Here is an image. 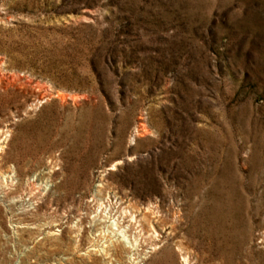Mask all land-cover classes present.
<instances>
[{
	"label": "rangeland",
	"instance_id": "obj_1",
	"mask_svg": "<svg viewBox=\"0 0 264 264\" xmlns=\"http://www.w3.org/2000/svg\"><path fill=\"white\" fill-rule=\"evenodd\" d=\"M0 132V264H264V0H0Z\"/></svg>",
	"mask_w": 264,
	"mask_h": 264
},
{
	"label": "bare ground",
	"instance_id": "obj_2",
	"mask_svg": "<svg viewBox=\"0 0 264 264\" xmlns=\"http://www.w3.org/2000/svg\"><path fill=\"white\" fill-rule=\"evenodd\" d=\"M1 133V132H0ZM2 140V139H1ZM0 140V151L3 150L4 148H6V146L2 143V141ZM1 153V152H0ZM12 173V172H11ZM14 178L15 176L14 175H7V176H4L2 179H3V182H1L0 180V193H3L4 195L7 194L9 192L11 188V186H13L14 183ZM37 188L38 190H43L45 187V185H37ZM114 222V220H113ZM115 225V223H114ZM121 232L118 231V234H120ZM125 235V234H124ZM122 236V235H121ZM124 238V237H123ZM156 250V246H153L152 248H150L149 251H147L146 253H151V252H154ZM148 256L146 257V255L143 254V256H141V259H147ZM141 259L139 260V262H141ZM182 261L184 264H187V259L184 257H182ZM138 261H136L137 263Z\"/></svg>",
	"mask_w": 264,
	"mask_h": 264
}]
</instances>
